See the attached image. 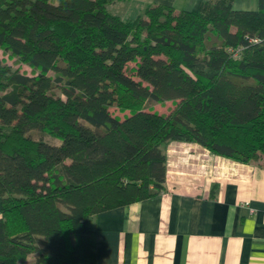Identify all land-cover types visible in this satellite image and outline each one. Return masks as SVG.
I'll return each mask as SVG.
<instances>
[{"label": "trees", "instance_id": "trees-1", "mask_svg": "<svg viewBox=\"0 0 264 264\" xmlns=\"http://www.w3.org/2000/svg\"><path fill=\"white\" fill-rule=\"evenodd\" d=\"M118 1L0 0V264H97L96 216L164 190L167 141L264 155V0Z\"/></svg>", "mask_w": 264, "mask_h": 264}, {"label": "crops", "instance_id": "crops-1", "mask_svg": "<svg viewBox=\"0 0 264 264\" xmlns=\"http://www.w3.org/2000/svg\"><path fill=\"white\" fill-rule=\"evenodd\" d=\"M203 1L172 6L191 11ZM259 1L232 6L257 10ZM151 2L112 6L134 19ZM162 150L164 190L96 216L97 264H264V162L217 155L192 141L170 140Z\"/></svg>", "mask_w": 264, "mask_h": 264}, {"label": "rangeland", "instance_id": "rangeland-1", "mask_svg": "<svg viewBox=\"0 0 264 264\" xmlns=\"http://www.w3.org/2000/svg\"><path fill=\"white\" fill-rule=\"evenodd\" d=\"M112 11H114L115 13H117V11H119L116 7H113V6H110L109 7ZM119 13V12H118ZM0 56H2V53L0 52ZM6 58V56H5ZM9 63H13V61L9 60L8 61ZM14 67L15 66V63L12 64ZM20 70L21 71H24L26 72L27 74H30V69L26 66V65H21L20 66ZM50 75H53L52 72L49 73ZM142 104H145L147 108H151V109H154L156 111H160V112H164L166 110H168L171 106V104H174L173 102L171 101H165L163 103H156V102H153V101H148V102H143ZM114 113L116 112L118 114V112L115 110V109H111ZM45 139L48 140V141H53L55 143H59L60 142V139L58 137H50L49 135H46L45 136ZM253 161H257V162H264V155L260 154V156L256 159H251ZM34 259V255H29L28 258L26 259V263L25 264H30Z\"/></svg>", "mask_w": 264, "mask_h": 264}, {"label": "built area", "instance_id": "built-area-1", "mask_svg": "<svg viewBox=\"0 0 264 264\" xmlns=\"http://www.w3.org/2000/svg\"><path fill=\"white\" fill-rule=\"evenodd\" d=\"M232 55H233V57H237L238 56V50H235V51H232ZM252 211V210H251Z\"/></svg>", "mask_w": 264, "mask_h": 264}]
</instances>
